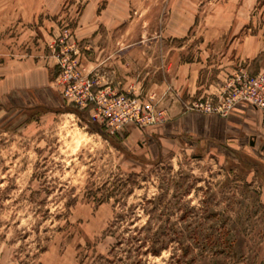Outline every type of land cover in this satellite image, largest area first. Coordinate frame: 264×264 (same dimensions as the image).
<instances>
[{"label": "rangeland", "instance_id": "obj_1", "mask_svg": "<svg viewBox=\"0 0 264 264\" xmlns=\"http://www.w3.org/2000/svg\"><path fill=\"white\" fill-rule=\"evenodd\" d=\"M263 74L264 0H0V264H92L149 223L169 247L147 264H178L180 238L195 264H264V101L195 107ZM87 85L165 122L94 123L107 139L76 100ZM184 111L257 137L178 135Z\"/></svg>", "mask_w": 264, "mask_h": 264}, {"label": "built area", "instance_id": "obj_2", "mask_svg": "<svg viewBox=\"0 0 264 264\" xmlns=\"http://www.w3.org/2000/svg\"><path fill=\"white\" fill-rule=\"evenodd\" d=\"M247 82L249 88L246 91H234L219 105L196 103V110L227 115L240 100L260 107L264 101V74L252 77ZM261 87L263 89L259 91ZM85 92V95H81L83 100H76L84 105L90 104L91 122L105 127L111 134L128 126L144 127L165 122V119H162L165 111L156 106L158 102H152L145 97L111 94L102 90L93 92L90 85L86 86Z\"/></svg>", "mask_w": 264, "mask_h": 264}, {"label": "trees", "instance_id": "obj_3", "mask_svg": "<svg viewBox=\"0 0 264 264\" xmlns=\"http://www.w3.org/2000/svg\"><path fill=\"white\" fill-rule=\"evenodd\" d=\"M152 229L149 223L138 229L148 231L144 236L139 234L129 237L118 236L116 244L108 254L98 255L92 264H147L144 257L147 255L160 256L169 247V243H165V235L153 232ZM174 242L178 243L179 250H181V254L173 255L177 257L178 264H195L196 257H190L191 243L181 238L177 241L175 239Z\"/></svg>", "mask_w": 264, "mask_h": 264}, {"label": "crops", "instance_id": "obj_4", "mask_svg": "<svg viewBox=\"0 0 264 264\" xmlns=\"http://www.w3.org/2000/svg\"><path fill=\"white\" fill-rule=\"evenodd\" d=\"M233 116L224 117L217 114H201L198 111H184L175 121H172L171 126L177 129L178 135H193L201 140H211L217 145L226 144V147L228 143L230 148L244 145L250 140L251 135L253 139L257 137L255 134H249V129L245 126L235 125Z\"/></svg>", "mask_w": 264, "mask_h": 264}, {"label": "water", "instance_id": "obj_5", "mask_svg": "<svg viewBox=\"0 0 264 264\" xmlns=\"http://www.w3.org/2000/svg\"><path fill=\"white\" fill-rule=\"evenodd\" d=\"M87 123H88V125H89L92 129H94L96 132H98L99 134H101L103 137L109 139V135L106 134L105 132H103V131L101 130V128H99L98 126H96L93 122L88 121Z\"/></svg>", "mask_w": 264, "mask_h": 264}]
</instances>
